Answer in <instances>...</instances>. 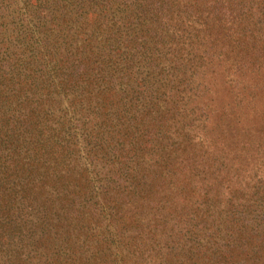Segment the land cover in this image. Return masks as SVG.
<instances>
[{
  "label": "trees",
  "instance_id": "trees-1",
  "mask_svg": "<svg viewBox=\"0 0 264 264\" xmlns=\"http://www.w3.org/2000/svg\"><path fill=\"white\" fill-rule=\"evenodd\" d=\"M260 3L0 0V264H264L259 147L206 103Z\"/></svg>",
  "mask_w": 264,
  "mask_h": 264
},
{
  "label": "rangeland",
  "instance_id": "rangeland-1",
  "mask_svg": "<svg viewBox=\"0 0 264 264\" xmlns=\"http://www.w3.org/2000/svg\"><path fill=\"white\" fill-rule=\"evenodd\" d=\"M261 18H263L262 23ZM253 19H258L259 24L252 26L251 30L263 35L259 37L261 41H264V0H261L259 7L255 8ZM247 75L253 77L246 81L250 85L254 81L253 91L248 90L247 87L250 86L248 85L232 90L230 93L228 87L222 85L221 80L215 79L210 90L211 96H208L209 99L206 100L211 108L208 119L212 126L210 129L223 128L226 135L237 145V150L241 149L248 140H255L252 145L254 148L259 147L258 154H261L260 159L263 160L262 165H264V62L256 70L247 72ZM226 107L227 114L221 115ZM246 150L249 152L248 149Z\"/></svg>",
  "mask_w": 264,
  "mask_h": 264
}]
</instances>
